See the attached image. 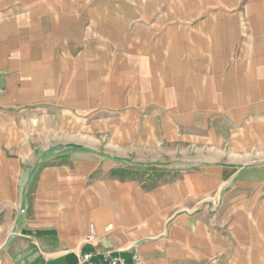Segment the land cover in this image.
<instances>
[{
  "label": "rangeland",
  "instance_id": "obj_1",
  "mask_svg": "<svg viewBox=\"0 0 264 264\" xmlns=\"http://www.w3.org/2000/svg\"><path fill=\"white\" fill-rule=\"evenodd\" d=\"M260 166L264 0H0V256L45 196H157L219 232L201 264H264Z\"/></svg>",
  "mask_w": 264,
  "mask_h": 264
},
{
  "label": "crops",
  "instance_id": "obj_2",
  "mask_svg": "<svg viewBox=\"0 0 264 264\" xmlns=\"http://www.w3.org/2000/svg\"><path fill=\"white\" fill-rule=\"evenodd\" d=\"M234 178L235 172L228 173L222 183ZM239 179L251 186L263 184L264 166L248 169ZM45 197L52 199L51 212L48 206L36 208L52 213L51 220L44 216L45 234L33 237L34 247L0 256V264H75L76 253L87 247L135 250L140 264H201L219 252V232L207 230L196 215L171 211L183 206L180 198L157 204V196Z\"/></svg>",
  "mask_w": 264,
  "mask_h": 264
},
{
  "label": "built area",
  "instance_id": "obj_3",
  "mask_svg": "<svg viewBox=\"0 0 264 264\" xmlns=\"http://www.w3.org/2000/svg\"><path fill=\"white\" fill-rule=\"evenodd\" d=\"M91 239L88 236L86 240ZM75 264H140V257L135 250L123 252L118 249L93 248L76 253Z\"/></svg>",
  "mask_w": 264,
  "mask_h": 264
},
{
  "label": "trees",
  "instance_id": "obj_4",
  "mask_svg": "<svg viewBox=\"0 0 264 264\" xmlns=\"http://www.w3.org/2000/svg\"><path fill=\"white\" fill-rule=\"evenodd\" d=\"M88 249H90V248H85V250H88ZM126 256H128V254H126ZM73 257V255L72 254H67L66 255V258H69V259H71Z\"/></svg>",
  "mask_w": 264,
  "mask_h": 264
}]
</instances>
